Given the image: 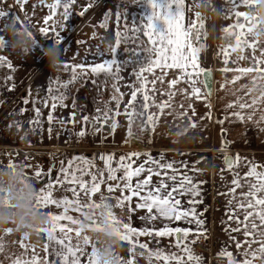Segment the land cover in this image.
<instances>
[{
	"label": "crops",
	"instance_id": "1",
	"mask_svg": "<svg viewBox=\"0 0 264 264\" xmlns=\"http://www.w3.org/2000/svg\"><path fill=\"white\" fill-rule=\"evenodd\" d=\"M14 1L17 11L15 16L19 17V21L26 22L31 26L37 43L33 47L31 56L13 53L8 48L0 49V55L6 57L7 62L12 64L11 69L7 67V64L0 65V168H6L9 163L14 165L23 164L25 175L34 176L35 171L40 170L51 181L52 175H48V173H52L59 179L61 163L67 165L68 161L75 157H82L93 164V172H96V163L99 160L103 161L102 169H104V160L100 156L106 154L114 155V167L115 161H118L119 157L127 156L133 152L141 153L138 158H134L137 165L143 162L149 154L156 159L162 158L164 161L174 162V167L179 172L191 176L193 182L198 186L199 195H185L182 198V206L185 208L195 207L198 218L203 221V224L198 228L194 222L189 224L184 221L170 222L161 219L156 221L154 226L162 227L167 224L171 227L190 228L192 232L187 237L189 242L193 241V236L211 235L212 239L215 236V244L212 242V246L210 245V255L214 254L215 259L218 258L215 260L218 264H220V260L226 262V258L217 256L222 250L232 251L239 259L238 254L242 253L243 249H236L235 242H243L245 237L242 231L232 232L228 229L237 226L234 220L229 219V216L235 208L236 201L240 198L241 190L237 189L235 200L229 195V190L233 187L231 181L235 173H239L243 183L244 174L249 170V162L264 166V123L241 122L233 118L230 110L226 109V105L236 96H244L250 102L252 97L258 95L257 91H253L245 96L243 86H251L249 76H241V79L236 81L235 85L229 83L222 87L226 80L230 81L232 77L239 75L235 71L224 72L222 69L225 67L234 69L250 66V57L253 55L251 49L245 48L242 54L249 57V59L237 61V53H232L229 63L224 64L221 49L229 43H234V38L227 37L222 29L231 25L234 19L225 14L214 12L212 7L199 6L201 0H185V26L187 27L191 22L196 21L195 14L197 12L201 13L205 21V29L202 30L201 40L195 43L197 47L203 44L201 51L198 53L201 67L210 69L213 74L210 96L204 98L206 89L199 82L196 86L202 89L201 98L197 99L190 94L186 96L182 94V90L187 88L190 92V86L181 82L176 86V89H173L176 93L172 98L175 113L162 115L157 125L149 129H142L140 121L137 120L136 123L131 125L132 136L130 137L128 117L124 114V108L131 98L132 85L139 87V83H136L134 76V73L139 70V66L134 68L131 63L124 64L116 73L119 80L111 79L112 74L99 73V76H105L104 79H100L101 84L107 89L109 88L108 84H110L111 90H114V92H116L115 88L118 87L120 93L123 94L120 101L121 114L114 116L117 126L112 127L113 120L102 125H96L93 121H90V128L84 130L85 134L80 136L78 135L81 132L79 124L83 123V117L92 114L91 111H87L85 108L84 110L87 112L81 111L76 106L71 105L69 100L73 96L68 97V91L63 92L65 95L63 104L66 107H61L58 103L55 110L51 108L53 96L61 94L62 87L59 86L64 84L67 77L72 75L71 71L65 69L61 64L55 69H50L48 61L43 55L44 49L58 46L54 40L44 37L39 32L41 27L46 26L43 24V18L49 14L46 5L52 3L53 0H43V3L41 0H25L22 5L18 4L17 0ZM89 3L92 4L91 8H87ZM250 3L253 7L249 9V12L257 18L254 21V35L258 44L255 55L259 58L260 50L264 48V35L260 31V21L256 14L258 2L257 0H250ZM211 4L219 9L224 6L225 0H211ZM85 8H87V11L84 12V15H80ZM240 10L246 9L241 8ZM0 11L3 10L0 9ZM151 11L152 9L146 0H78L72 9L69 20L64 21L61 15L62 9H58L54 22L50 21L49 24L55 23L57 30L62 32V46L59 47L67 49L62 57V62L74 65L87 61L86 67L90 69L96 63L110 58L111 53L108 42L115 46V33L117 31H120L123 37L127 29H132L134 24L141 25L145 23ZM118 13L119 20H117ZM13 19L14 17H10L8 14L0 17V35L5 34L6 24L12 22ZM248 39L253 38L248 37ZM129 40L133 42L132 39ZM134 44L123 43L122 49H118L121 61L130 59L125 54L128 50H131ZM99 53H103V56ZM159 71V69L156 70L157 74H159ZM113 72H116L115 65L113 66ZM95 75L97 74L88 71L81 73L78 78L85 76L92 79V76ZM146 75H148L149 80L152 79L150 74ZM177 75H179L178 70H168L165 81ZM199 79L202 80L203 77ZM74 84L72 83L70 86H74ZM53 87H55L54 91ZM156 87L158 89L155 93L156 100L159 102L168 99L167 96L160 94L167 89V83L157 84ZM114 95H117V93ZM180 105H183V108ZM113 106H116V103ZM260 109H264V103L258 106L257 119L260 115ZM37 110H39V116H37ZM149 111L156 113L158 110L151 107ZM179 112H186L187 114L180 118L177 115ZM73 113H75L74 120ZM209 113H211L210 117ZM50 114L54 117L51 122L48 121ZM30 121H38V123H30ZM193 122H195V127L191 126ZM49 128H51V132H49ZM54 128L61 130V132H57ZM225 141H227V146L222 148ZM43 149L53 153V155L51 154L53 160L50 165L47 164L44 155L40 156V162L26 161L33 160L30 156L32 154L40 155L36 151ZM5 154L6 159L3 160L2 156ZM218 154L223 156H216ZM213 156L217 161L212 162ZM225 156H229L233 160L237 156L240 157L239 162L234 163L232 170L227 168L224 160ZM84 167H87V165H84ZM121 174L117 173V175ZM96 175L99 177V172H96ZM106 175L107 173H105V177ZM169 175H171V172H169ZM84 178L90 180V176ZM159 179V177L154 176L153 182H158ZM42 180L43 177L37 180L36 183L40 184ZM53 183L55 182L53 181ZM109 183L115 184L117 182L106 181L101 185V191L93 195L91 199L96 203H100L101 194H103L105 197H110L111 202L115 204L120 192L109 193L107 191ZM133 183H135V178ZM169 183L171 182L169 181ZM69 187L71 186L68 184H65L63 188L58 187V190L53 193L54 196L56 198L64 196L72 198V193L65 191ZM87 200L88 197L81 193V201L86 203ZM193 200L195 201L194 204L189 203ZM136 202V198H133L130 204H126L125 207L116 208L115 213L123 223H130L134 227L140 228L144 227V222L139 217L144 215L145 212L143 210L129 211V208L134 207ZM52 207L55 206L52 205ZM236 211L242 219L243 213L239 209H236ZM75 213V211L69 212L70 215H75ZM88 217L85 216L83 219L87 220ZM100 217L104 220L103 222H106V225L100 227L99 231L90 230L89 224H86L80 227L81 236L79 238L75 236V232L69 234L72 237V244L79 243L85 253L91 251L90 245L85 246L83 244L85 235L90 237L98 251L105 243L102 236L105 231L114 232L116 235L120 231V225L108 224L104 209H101ZM72 227L75 228L76 226ZM38 232L40 233L39 230ZM197 233L202 234L198 235ZM150 237H153L156 244L151 245L152 249L155 250L160 247L165 251L178 252V249L173 246L175 243L174 237L145 236L143 239L139 237L134 239L138 243L150 244L152 240ZM145 238L146 241H144ZM198 238L204 240V237ZM48 243L47 239L46 244ZM190 246L194 254L201 257L200 264L210 263L212 259L208 254L200 252V248L195 243ZM255 246L253 245V247ZM244 247H247V245H244ZM145 252L146 250L139 247L130 250L127 243H122L120 256L133 260V264H163L162 261H157L154 257L150 259L147 255L148 252ZM47 261H51L53 264L57 261L54 248L50 247L47 251ZM81 261L82 264H87V256H82Z\"/></svg>",
	"mask_w": 264,
	"mask_h": 264
},
{
	"label": "snow or ice",
	"instance_id": "2",
	"mask_svg": "<svg viewBox=\"0 0 264 264\" xmlns=\"http://www.w3.org/2000/svg\"><path fill=\"white\" fill-rule=\"evenodd\" d=\"M24 2L25 0H17V3L21 5ZM41 2L43 3V0ZM77 2L78 0H53L52 3L47 4L49 14L43 18V24L46 26L39 29L40 34L54 40L56 45L62 46V32L57 30L55 23L50 25L49 22H54L58 9H62L61 15L64 21L69 20L72 9ZM146 2L152 9L151 14L147 16L145 23L141 25L133 23L134 27L130 29L132 33H140L146 39L141 42L136 36L131 37L136 44V49L128 53L129 60L121 61L119 57L118 49L122 43V33L117 31L115 33V46L108 42L111 53L109 59L96 63L90 69L86 67L87 61L74 65L61 62V65L72 73L71 79L59 86L65 89L84 72L90 71L93 74L108 73L112 74L114 79L119 80L116 73L124 64L131 63L134 68L139 65V70L134 73L139 87L132 85L131 98L124 108V114L128 117L130 137L132 136L131 125L136 123L137 120L140 121L142 129H149L157 125L162 115L175 113L172 98L176 93L173 89H176V86L181 82L190 86V92L187 88L182 90V94L186 96L190 94L197 99L201 98L202 89L196 86L198 82L202 83L204 89H206L204 98L210 96L212 92V72L210 69L201 67L198 58V53L201 51L203 44L197 47L195 43L201 40L202 30L205 29V21L201 13L197 12L195 14L196 21L191 22L186 27L184 24L185 0H146ZM199 6L212 7L214 12L225 14L234 19L231 25L222 29L227 37L234 38V43H229L221 49L225 65L229 63L232 53H237V61L249 59V57L242 54L245 48L251 49L253 53L250 57V66L234 69L225 67L222 69L224 72L235 71L239 73V75L232 77L230 81L226 80L222 87L229 83L235 85L236 81L241 79V76H249L251 86H243L245 96L253 91H257L258 95L252 97L250 102L244 96H236L226 105V109L230 110L233 118L241 122L264 123V109H260L258 119L256 117L258 106L264 103V48L260 50V57L257 58L255 53L258 44L254 35V21L257 18L249 12L253 5L250 0H225L224 6L217 9L212 6L211 0H201ZM91 7L92 4L89 3L87 8ZM87 8L81 11L80 15H84ZM241 8L246 10H240ZM5 15H7L6 12L0 11V17ZM13 17L12 22L19 20L18 16ZM117 20H119V13L117 14ZM248 37L253 39L249 40ZM128 39L129 37H123V42H127ZM4 48H7V41L0 37V49ZM62 50L67 51L65 48H62ZM99 55L103 56V53H99ZM4 64H7L8 68H12V64L7 62L6 57L0 55V65ZM114 65L116 66V72H113ZM157 69L160 70L159 74L156 72ZM171 69L178 70L179 75L165 81L168 70ZM146 74H150L152 79L149 80ZM200 77H203V79L200 80ZM258 82L261 83L258 84ZM165 83H167V89L160 94L167 96L168 99L158 102L155 98V93L158 91L156 86ZM115 91L117 95L112 98L116 103L114 115L119 116L121 114L120 101L123 94L120 93L118 87L115 88ZM64 99L65 95L63 93L53 96L51 108L55 110L58 103L61 107H66L63 104ZM151 107H155L158 111L156 113L150 112ZM180 107L183 108V105H180ZM186 114V112L177 113L180 118H183ZM102 115L105 122L113 119V128L117 126L113 117V109L109 108ZM208 115L210 117L211 113ZM37 116H39V110H37ZM74 117L75 113H73V120ZM53 119L54 117L50 114L48 121L51 122ZM96 119L98 120L99 117ZM83 122L87 124L89 117H83ZM30 123H38V121H30ZM191 126L195 127V122ZM49 132H51V128H49ZM84 134L83 130L78 133L80 136ZM226 146L227 141L222 145V148ZM140 155L141 153L133 152L127 156H121L118 161H115V167L113 166L115 160L113 154L101 155L100 158L104 160L105 167L96 170V172H99V177L96 172L92 171L94 165L82 157L70 159L67 165L62 162L59 169V179L52 173H48V175H52V180L49 181L47 175L40 170L35 171L34 176L25 175L23 177L25 186L29 187L36 196L38 208L53 205L57 209H62L59 214L45 213L49 226L39 229L40 232L46 233L49 241L45 245V251H49L50 247L54 248V254L57 257L55 264H82L81 258L85 255L87 256V264H97V248L90 237L87 235L83 237V244L91 246L90 253H85L79 243L72 244V237L69 235L75 232L77 238L81 236V220L74 218L69 212L75 211L81 216H85L87 214L85 209L92 211L93 214L99 209H104L108 224L120 225V231L117 235L121 243H127L130 246V250L139 247L148 252L150 259L154 257L155 260L162 261L163 264H200L201 257L195 255L190 246L196 241H187L192 229L180 226L171 227L167 224L162 227L154 226L156 221L163 219L170 222L184 221L189 224L194 222L199 228L203 221L198 218L195 207L185 208L182 206V198L185 195H199L198 186L193 182L191 176L179 172L174 167V162H167L162 158L156 159L149 154L143 162L137 165L134 158H138ZM224 160L227 168L232 170L234 163H238L240 157L237 156L233 160V158L225 156ZM84 165H87V167H84ZM7 167L14 169L15 165L9 163ZM169 172H171V175H169ZM105 173H107L106 177ZM117 173L122 174L117 175ZM85 176H90V180H86ZM154 176L160 178L158 182H153ZM41 177H43V180L40 184H37L36 181L40 180ZM134 178L135 183H133ZM106 181L117 182L107 185L109 193L120 192L115 204L111 202L110 197H105L103 194H101L100 203H96L91 199L93 195L101 191V185ZM231 183L233 187L229 190V195L233 197V200L236 199L237 189H240L241 192L240 198L236 201L235 208L229 216V219L234 220L237 226L228 230L232 232L242 231L245 240L243 242L236 241L235 247L238 250L243 249V251L238 254L239 259L232 251L222 250L217 256L226 258V264H264V166L249 162V170L244 174L243 183L239 173L234 174ZM65 184L71 186L65 191L71 192L72 198L67 196L56 198L53 194L54 191L58 190V187L63 188ZM81 193L88 197L86 203L81 201ZM133 198H136L137 202L134 207L129 208V211L143 210L145 212L144 215L139 217L144 222V227L138 228L130 223H123L115 213L116 208L125 207L126 204H130ZM189 203L194 204L195 201H189ZM236 209L243 213L242 219ZM89 228L92 231L100 230L98 222L95 221ZM11 231L12 229H6L8 233ZM140 236L174 237L175 243L173 246L178 249V252L165 251L160 247L150 250L147 243H138L134 239ZM244 245H247V247H244ZM253 245L256 246L253 247ZM20 246L25 249V252L27 251L28 246L23 241H21ZM3 251V238L0 237V252ZM12 264H53V262L47 260L42 262L33 248V255L30 259H22L18 256ZM116 264H133V260L119 256L116 258Z\"/></svg>",
	"mask_w": 264,
	"mask_h": 264
},
{
	"label": "clouds",
	"instance_id": "3",
	"mask_svg": "<svg viewBox=\"0 0 264 264\" xmlns=\"http://www.w3.org/2000/svg\"><path fill=\"white\" fill-rule=\"evenodd\" d=\"M257 16L260 21V31L264 35V0H257ZM0 35L7 41V48L13 53L31 56L33 47L37 43L31 26L26 22H8ZM49 68H57L64 55L59 46H52L43 50ZM25 170L23 164H16L15 168L0 169V228L13 225L15 231L29 234L47 225L45 212L37 207L34 192L23 183ZM85 230V229H84ZM104 245L97 251V264H116V258L122 251V243L114 232L105 231Z\"/></svg>",
	"mask_w": 264,
	"mask_h": 264
},
{
	"label": "rangeland",
	"instance_id": "4",
	"mask_svg": "<svg viewBox=\"0 0 264 264\" xmlns=\"http://www.w3.org/2000/svg\"><path fill=\"white\" fill-rule=\"evenodd\" d=\"M6 0H0V9L3 10V5L5 3ZM13 2L15 3V1L13 0ZM5 12V10H3ZM138 25V23H137ZM129 35V36H128ZM132 36H136L141 42L144 41V37L142 36V34L140 33H132L130 32L129 29H127L126 34L124 33L123 37H129V39H131ZM122 37V38H123ZM128 39L127 42H123L125 44H133L134 42H131ZM233 39V38H232ZM123 43H121L119 49H122L123 47ZM262 45V44H261ZM263 47H264V42H263ZM125 49H127V47H125ZM136 49V45L134 44V46L131 47V50H128L127 53L125 54L127 56V58H130L128 53L132 50ZM72 75L67 77L66 81H64L65 83H67L70 79H71ZM103 77L105 76H99V74L92 76V79H89V77H85L82 76V78H77L73 83L74 86H70L65 89L62 87V89L60 90L61 93L68 91L69 95L68 97H72L71 100H69V102H71V105H74L80 109L81 111H91L92 114H89V122L87 124H85L84 122L79 124V130L80 131H84V130H88L90 128V121H93V123H95L96 125H102L98 122V120L96 119L99 116H102V113L107 111L109 108H111L115 102L112 99L113 96H115L114 94L116 92H114V90H111V85L108 84L109 88L107 89L103 84H101L100 79H104ZM113 77L111 76V79ZM106 79V78H105ZM64 83V84H65ZM136 83H138L136 81ZM53 86V85H52ZM57 87V85H55ZM55 90V87H53V91ZM60 94V93H59ZM74 108V106H73ZM84 108L87 110H84ZM100 111H97V110ZM94 124V125H95ZM37 153H39L40 155H44L45 156V160L47 159V164L50 165L51 161L53 160V153L49 152L47 150H37ZM52 154V155H51ZM216 156H223V155H216ZM27 162H40V160L38 161H34V160H26ZM217 160H215V157L213 156V160L212 162H215ZM43 162V161H41ZM97 164V163H96ZM62 198V197H60ZM45 213H52V214H59L62 209H57L56 207H52V205L45 207L42 209ZM100 211L101 209L97 210L95 214H93L92 211H89L88 209H85V212H87V214L85 215L86 217H88V215H90L87 220L83 219V217L85 216H81L79 213H75V215H72L74 218L80 219L81 220V225L80 227L89 224L92 225L93 222H98L99 227H103L106 225V222H103L104 220L101 219L100 217ZM91 220V221H90ZM49 225H45L42 228L48 227ZM41 228V229H42ZM6 229H12V231L10 233L6 232ZM0 237L3 238V244H4V251L0 252V264H12L13 260L20 256L22 259H30L31 256L33 255V248L35 249V253L41 258V261H45L47 260V252L45 251V244L47 242V235L44 232H38V230L36 231H31L29 234H25L24 232H20V231H15L14 230V226L13 225H8L5 228H0ZM145 236H140L139 238L143 239ZM198 237H204L205 242L208 245L212 246V242H214L215 244V236H214V240L212 239L211 235H206V236H193L192 240L197 241L198 239H202V238H198ZM152 240L150 241V244H148L149 249L150 250H154L151 247L156 245L155 241L153 239V237H150ZM21 241H23L24 244H26L28 246L27 251L25 252V249L22 248L20 246ZM144 241H146V238L144 239ZM152 245V246H151ZM147 252V251H146ZM145 252V253H146ZM200 252H202L200 250ZM23 254V255H22ZM204 254V252H203ZM207 254V253H206ZM148 255V254H147ZM210 259H212L210 261L209 264H218L215 260H217L218 258L215 259V255H210ZM203 258V256H202ZM206 264V263H205Z\"/></svg>",
	"mask_w": 264,
	"mask_h": 264
},
{
	"label": "built area",
	"instance_id": "5",
	"mask_svg": "<svg viewBox=\"0 0 264 264\" xmlns=\"http://www.w3.org/2000/svg\"><path fill=\"white\" fill-rule=\"evenodd\" d=\"M193 1H198V0H193ZM3 10H5V12L10 16V17H13L17 14V11H16V8H15V3L13 2V0H6L4 5H3ZM115 108L116 106H112L111 109H113V117L115 116L114 115V112H115ZM113 119H109L107 122H105L104 120V117L103 115L102 116H99V119H98V122L100 124H108L110 121H112ZM54 130H57V132H61V130L57 129V128H54ZM40 156L42 155H34L32 154L30 156V158H32L33 160L35 161H38L40 160ZM2 159L5 160L6 159V154L2 156ZM102 164H103V161L102 160H99L97 162V166H96V170L97 169H102ZM195 245L197 247L200 248V250L204 253H207V254H211V246L204 241L202 239H198L196 242H195ZM226 262L223 261V260H220V264H225Z\"/></svg>",
	"mask_w": 264,
	"mask_h": 264
},
{
	"label": "trees",
	"instance_id": "6",
	"mask_svg": "<svg viewBox=\"0 0 264 264\" xmlns=\"http://www.w3.org/2000/svg\"><path fill=\"white\" fill-rule=\"evenodd\" d=\"M139 65H137L135 68H137Z\"/></svg>",
	"mask_w": 264,
	"mask_h": 264
},
{
	"label": "water",
	"instance_id": "7",
	"mask_svg": "<svg viewBox=\"0 0 264 264\" xmlns=\"http://www.w3.org/2000/svg\"><path fill=\"white\" fill-rule=\"evenodd\" d=\"M212 76H213V74H212ZM213 84V83H212ZM212 93V92H211Z\"/></svg>",
	"mask_w": 264,
	"mask_h": 264
}]
</instances>
